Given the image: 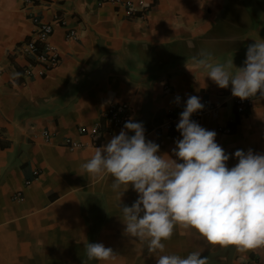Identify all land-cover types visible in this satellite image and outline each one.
Segmentation results:
<instances>
[{
	"label": "crops",
	"instance_id": "1",
	"mask_svg": "<svg viewBox=\"0 0 264 264\" xmlns=\"http://www.w3.org/2000/svg\"><path fill=\"white\" fill-rule=\"evenodd\" d=\"M128 1L0 0V264H156L160 255L194 251L206 264H264V247L213 244L180 224L163 251L149 252L148 238L124 231L121 207L137 200L134 187L113 189L110 174L81 167L122 129L135 134L103 116L111 102L127 103L129 120L143 123L159 154L183 162L172 151L182 133L159 127L175 105L174 91L219 104V115L204 116L201 125L217 133L229 167L238 163L236 150L264 154V96L239 114L231 84L219 87L199 64L208 54L213 65L232 61L233 74L244 67L249 45L264 42V0H132V16ZM56 15L66 20L52 36L61 62L44 77H26L29 57L20 46L33 35L35 18ZM71 29L76 36L67 38ZM222 126L232 133H221ZM73 143L81 147L71 149ZM34 170L41 176L26 186ZM88 242L111 247L112 257L89 259Z\"/></svg>",
	"mask_w": 264,
	"mask_h": 264
},
{
	"label": "clouds",
	"instance_id": "2",
	"mask_svg": "<svg viewBox=\"0 0 264 264\" xmlns=\"http://www.w3.org/2000/svg\"><path fill=\"white\" fill-rule=\"evenodd\" d=\"M207 56L203 54L199 64L219 87L231 84L232 94L241 99L264 96V42L249 45L245 66L234 74L232 61L213 65ZM203 108L200 97L192 95L180 113L176 127L183 138L172 151L183 162L159 154L160 145L146 140L143 123L129 120L124 128L134 135L122 129L81 165L93 176L110 174L113 189L134 187L137 200L120 206L124 231L148 238L149 252L163 251L162 241L172 236L177 224L194 227L213 244L235 245L240 251L264 247V154L236 150L238 163L229 167L231 154L216 142L217 133L191 118ZM85 249L89 259L97 260H108L114 252L101 242H88ZM206 260L194 251L186 257L160 255L156 264H206Z\"/></svg>",
	"mask_w": 264,
	"mask_h": 264
},
{
	"label": "built area",
	"instance_id": "3",
	"mask_svg": "<svg viewBox=\"0 0 264 264\" xmlns=\"http://www.w3.org/2000/svg\"><path fill=\"white\" fill-rule=\"evenodd\" d=\"M110 1L115 4H120L122 0H98L99 3ZM27 3L33 4L35 0H25ZM144 5L142 2L140 3ZM125 8L127 9V14L129 16L134 15L136 11V5L134 1L130 0L126 3ZM146 12V9H143ZM56 24L66 25V20L61 15H56L52 21H43L39 18H35V29L33 35L20 46V51L24 55L28 56L26 65L24 66L23 73L26 77H44L48 72L57 66L61 62V54L59 48L52 41V36L54 33V28ZM67 38H74L76 36V31L71 29L67 32ZM166 89L170 90L169 85H166ZM174 96L180 97V101H175V105L171 108L164 118L163 122L159 127L166 130H178L176 125L180 120V113L184 110L186 103H183V98L187 97V94L174 91ZM262 97V95L257 94L256 96L241 99L240 97L234 96V104L236 110L239 114H246L251 108L255 99ZM189 98V96H188ZM201 103L204 108L193 113L192 119L201 125V120L204 116H211L213 118L219 115V104L211 101L209 98H203ZM131 115V109L127 103L111 102L105 110H103V116L108 120V122L116 127H124L125 123L129 120ZM202 126V125H201ZM223 134L232 133V128L230 127H219L218 129ZM42 137L46 141H50L52 134L48 130L41 131ZM71 141L70 139L68 142ZM81 147L80 144L73 143L71 149ZM34 175L32 178H28L25 181V185L29 186L40 178L41 171L34 170ZM18 198L19 194L16 196Z\"/></svg>",
	"mask_w": 264,
	"mask_h": 264
}]
</instances>
